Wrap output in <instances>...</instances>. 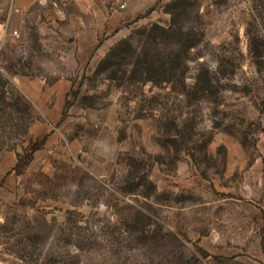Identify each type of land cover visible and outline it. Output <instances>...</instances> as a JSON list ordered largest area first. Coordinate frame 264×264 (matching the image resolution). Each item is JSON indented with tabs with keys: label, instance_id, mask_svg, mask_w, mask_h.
Masks as SVG:
<instances>
[{
	"label": "rangeland",
	"instance_id": "374dc122",
	"mask_svg": "<svg viewBox=\"0 0 264 264\" xmlns=\"http://www.w3.org/2000/svg\"><path fill=\"white\" fill-rule=\"evenodd\" d=\"M0 152V264H264V0H0Z\"/></svg>",
	"mask_w": 264,
	"mask_h": 264
},
{
	"label": "crops",
	"instance_id": "0c3cea01",
	"mask_svg": "<svg viewBox=\"0 0 264 264\" xmlns=\"http://www.w3.org/2000/svg\"><path fill=\"white\" fill-rule=\"evenodd\" d=\"M39 0H22L21 6L23 7H29L34 2H37ZM98 9L101 11L108 10L107 5H98ZM115 18L114 15H112V20ZM98 26H107L108 29L110 28V13H107V17H99ZM98 35L97 34H90V35H84L79 40V57L80 59H85L86 57H89L91 53L96 49L98 44ZM67 86L65 83H58L52 87H47L43 90V93L41 95L40 105L46 106L50 101L53 102V106L51 109H49V122L51 124H55L60 121L61 119V112L64 105V102L67 97ZM32 134L34 138H41L42 136L46 135L47 132L43 129L36 127L34 131H32ZM18 155L16 152H6L4 154H1L0 152V181H2L18 164Z\"/></svg>",
	"mask_w": 264,
	"mask_h": 264
},
{
	"label": "built area",
	"instance_id": "2783aa9c",
	"mask_svg": "<svg viewBox=\"0 0 264 264\" xmlns=\"http://www.w3.org/2000/svg\"><path fill=\"white\" fill-rule=\"evenodd\" d=\"M11 1V7L13 10H15L16 12H19L22 8L21 3L22 0H10Z\"/></svg>",
	"mask_w": 264,
	"mask_h": 264
}]
</instances>
